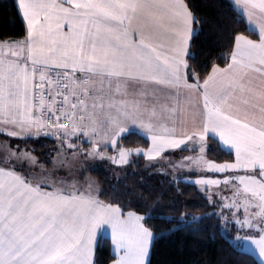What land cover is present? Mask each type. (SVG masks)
Segmentation results:
<instances>
[{
	"label": "snow or ice",
	"instance_id": "6c2138e0",
	"mask_svg": "<svg viewBox=\"0 0 264 264\" xmlns=\"http://www.w3.org/2000/svg\"><path fill=\"white\" fill-rule=\"evenodd\" d=\"M232 2L256 38L235 34L224 66L201 76L189 65L199 21L186 0H18L26 34L0 42V135L52 137L58 148L52 171L25 173L23 162L37 158L0 145V264H98L97 237L109 230L112 264H150L145 216L55 168L69 150L126 165L176 149L197 155L173 170L222 174L194 183L231 193L220 195L221 219L245 232L237 239L264 264V0ZM130 126L150 138L147 151L121 146ZM210 138L234 162L208 160Z\"/></svg>",
	"mask_w": 264,
	"mask_h": 264
},
{
	"label": "trees",
	"instance_id": "16d2710c",
	"mask_svg": "<svg viewBox=\"0 0 264 264\" xmlns=\"http://www.w3.org/2000/svg\"><path fill=\"white\" fill-rule=\"evenodd\" d=\"M186 3L199 21L194 25L189 65L201 76L213 64L224 66L235 34L254 37L245 30L246 22H241L230 0H186ZM25 34L16 0H0V42L21 39ZM16 143L30 149L45 167L53 166L51 161L58 142L52 137L27 143L16 139ZM120 144L147 150L150 141L138 132H130L121 137ZM208 146L210 159L217 162L233 159V154L225 151L217 140L210 138ZM108 153L115 154L112 149ZM159 167L163 164L148 163L144 155L133 158L127 166H107L93 159L81 178L93 179L96 184L93 188L102 201L119 203L125 210L145 216L146 226L154 234L150 264H259L253 254L241 250L226 236L227 230L235 235L236 229L224 227L205 192L180 176L165 175ZM112 259L111 242L104 237L97 247L96 260L98 264H111Z\"/></svg>",
	"mask_w": 264,
	"mask_h": 264
},
{
	"label": "rangeland",
	"instance_id": "374dc122",
	"mask_svg": "<svg viewBox=\"0 0 264 264\" xmlns=\"http://www.w3.org/2000/svg\"><path fill=\"white\" fill-rule=\"evenodd\" d=\"M4 138L0 137V145L4 144V143H8L9 145H11L13 147V149L19 151V150H25L28 152H31L30 149L26 148V147H17V143H16V139H9L7 137H5L4 135H2ZM177 156L179 155V151L176 150ZM109 154V153H108ZM116 154V153H115ZM113 154V155H115ZM5 155V150L0 147V162H2L3 156ZM112 155V154H109ZM166 155H163L162 157L157 158L155 161H148V163H158V164H163V167H159L161 168L162 172L169 176L170 173L175 174L177 176H180L181 178H183L184 181L190 182L191 184L195 185L194 181L198 178H202V177H206V178H213V179H220L222 178V174H218V173H211V172H201V171H197V170H188L186 168H176L175 170H173V165L178 164L181 159L183 157H185V155L181 152L180 157H173L172 155H169L170 158L166 159L165 158ZM168 156V155H167ZM194 156V155H193ZM138 155H133L130 157L129 163L133 162V158H137ZM55 159V157H54ZM100 160V159H98ZM177 160V161H176ZM104 162V164H106L107 166H127L126 165H116L113 164L110 160L104 159L101 160ZM213 161V160H212ZM214 162V161H213ZM24 163V167H23V171L25 173H28L29 171L31 172H39V165L41 164L40 161L37 158V165L32 166L29 165V163L27 161L23 162ZM93 163V159H89V160H85L83 159V157H72L71 155V151L69 150L68 152V157H67V163L63 166L57 165V167L55 168L56 174L58 177L65 179L68 182H76L77 185L79 187L86 188L88 186L89 183L92 184V186H94L95 182L93 181V179L90 176H84L83 178L81 174H83L84 170H87L89 165ZM215 163H219V162H215ZM165 164V165H164ZM0 165L2 166L3 164L0 163ZM4 166V165H3ZM50 168V169H49ZM45 169H49L50 171L53 170V166L52 167H45ZM96 185V184H95ZM196 187H198L200 189V186L195 185ZM201 190V189H200ZM202 191V190H201ZM203 193L205 192L207 195V197L211 196V205L213 206L216 214L221 218V213H220V195H227L230 196L231 193L229 191L224 190L223 188H211L208 189L207 191H202ZM225 213H227V210H224ZM223 221V220H222ZM224 223V227L226 228L227 226H231L234 227L233 223L231 222H225ZM230 228V227H229ZM233 231V230H232ZM236 235H234V239H235V243L238 244L239 248L245 252L251 253L253 254L257 260L259 261V257L258 254L253 250L252 246L250 244H241V241H239L237 239V237H242L245 235V232L243 230H239L236 229L235 232Z\"/></svg>",
	"mask_w": 264,
	"mask_h": 264
},
{
	"label": "crops",
	"instance_id": "0c3cea01",
	"mask_svg": "<svg viewBox=\"0 0 264 264\" xmlns=\"http://www.w3.org/2000/svg\"><path fill=\"white\" fill-rule=\"evenodd\" d=\"M231 1V3L233 4V6L235 7V5H234V3L232 2V0H230ZM16 2L18 3V0H16ZM237 12H238V10H237ZM22 17V16H21ZM25 23V22H24ZM25 27H26V24H25ZM252 38H256V36H255V34H254V37H252ZM130 128L132 129L130 132H138V133H140V134H142L143 136H145L147 139H149V141H150V138L146 135V134H143V133H141L140 132V130L139 129H135L134 128V126H130ZM129 132V133H130ZM126 134H128V133H126ZM125 134V135H126ZM0 136H2V135H0ZM41 137H43V136H41ZM41 137H39V138H41ZM123 137V136H122ZM18 140V139H17ZM221 146V145H220ZM151 147V141H150V146H149V148ZM183 147V146H182ZM222 148H223V146H221ZM207 149H209V146L207 145ZM225 151H227V152H231L232 154H233V159L231 160V161H227V162H234V159H235V156H234V152H232V151H230V150H228V149H226V148H223ZM176 150L177 151H179V155L177 156V153H176ZM176 150H169V151H167V152H165L163 155H168L167 157H169L170 158V156L169 155H172L173 157H179V158H181L180 157V154H181V152L185 155V156H188V155H197V153L195 152V151H183L182 149H176ZM145 151H147V150H145ZM141 155H143V154H141ZM145 158H146V156H145ZM206 158L208 159V160H210V161H212V159H210L209 157H208V151L206 152ZM147 159V158H146ZM177 161V160H176ZM214 161V160H213ZM214 162H217V161H214ZM219 163H225V162H219ZM1 166V165H0ZM3 166V165H2ZM234 225V224H233ZM234 228L235 229H238L235 225H234ZM235 229H233V230H235ZM235 232H236V230H235ZM226 236H228V238L235 244V245H237L238 246V244L237 243H235L236 241H235V239L233 238L234 237V235H231L229 232H228V230L226 231ZM236 235V234H235ZM108 238L109 240H110V242H111V236H110V230H109V232L108 233H101V234H98V237H97V243H96V250H97V247H98V245H99V243H100V241L102 240V238ZM153 245V244H152ZM239 247V246H238ZM151 250H152V246H151V249H150V254H149V261H150V259H151ZM111 251H112V254L114 255V251H113V245H112V243H111ZM112 264V263H111Z\"/></svg>",
	"mask_w": 264,
	"mask_h": 264
},
{
	"label": "built area",
	"instance_id": "2783aa9c",
	"mask_svg": "<svg viewBox=\"0 0 264 264\" xmlns=\"http://www.w3.org/2000/svg\"><path fill=\"white\" fill-rule=\"evenodd\" d=\"M70 127V126H69ZM54 139V138H53Z\"/></svg>",
	"mask_w": 264,
	"mask_h": 264
}]
</instances>
